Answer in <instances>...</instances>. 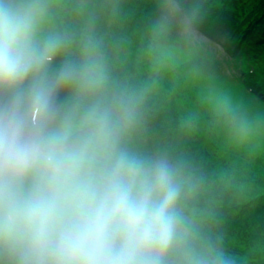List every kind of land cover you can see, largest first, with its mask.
<instances>
[{
    "label": "clouds",
    "instance_id": "9594fccd",
    "mask_svg": "<svg viewBox=\"0 0 264 264\" xmlns=\"http://www.w3.org/2000/svg\"><path fill=\"white\" fill-rule=\"evenodd\" d=\"M46 16L0 0V264H175L181 180L130 147L134 104L90 56L53 70Z\"/></svg>",
    "mask_w": 264,
    "mask_h": 264
},
{
    "label": "rangeland",
    "instance_id": "374dc122",
    "mask_svg": "<svg viewBox=\"0 0 264 264\" xmlns=\"http://www.w3.org/2000/svg\"><path fill=\"white\" fill-rule=\"evenodd\" d=\"M60 2L61 0H42L47 13L45 28L48 33L58 29ZM157 2L163 13L166 11L170 18L168 21L163 16L162 20L166 22L159 25L154 40L162 66L167 72H173L178 79L175 111L169 104L158 101L153 109L143 113L134 104L136 118L131 128L134 136L129 139H132L131 148L146 158L165 160L173 167L182 182L178 205L181 210L197 211L199 203L195 201L198 199V190L202 192L204 189L211 195H230L232 198L241 197L240 200H246L253 192H262L259 183L264 181V104L246 91L242 82L236 78L234 71L242 64L246 66L243 59L228 57L221 46L196 32L187 13L174 0ZM114 6L115 0H91L86 5L87 19L91 21L92 27H103L100 39L108 50L117 53L122 51V47L114 44L117 38L108 31L107 25L110 22L105 18V15L118 10L113 9ZM144 20L143 17L132 14V27L139 30L140 38L143 37L140 24ZM133 75L134 82L140 86L141 74ZM249 77L255 78L253 74ZM111 81L114 85L118 82L116 78ZM158 88V85L154 86L152 93H157ZM66 94L65 92L62 100ZM132 98L137 99L135 95ZM181 109L185 110L189 121H185L177 111ZM161 118L166 123L165 126L160 123ZM186 127L189 129L185 130ZM189 139L192 145L195 139L200 140L199 146L207 152L208 157L217 162L215 167L203 170V184L196 182L199 167L192 166V161L198 158ZM242 211L244 210H235L231 224L237 221L244 223L241 218H246L249 214L244 215ZM245 211L249 212L248 209ZM182 218L183 224L190 221L189 217L187 220ZM194 221L198 224L200 222L198 218H194ZM190 226L183 225L186 237L181 251L175 256L179 259L178 264L185 260V256L195 258L199 264H217L214 255L230 256L234 254V247L239 244L228 233L217 236V227L212 230L203 226ZM252 232L253 235L247 238L250 246L245 247V251L251 250L263 256L264 232L258 233L254 228ZM253 237L255 238L250 242ZM186 248L192 252L187 253ZM239 257H245L243 251Z\"/></svg>",
    "mask_w": 264,
    "mask_h": 264
},
{
    "label": "trees",
    "instance_id": "16d2710c",
    "mask_svg": "<svg viewBox=\"0 0 264 264\" xmlns=\"http://www.w3.org/2000/svg\"><path fill=\"white\" fill-rule=\"evenodd\" d=\"M90 1L61 0L58 7V29L56 32L55 30L49 32L62 40L61 53L56 57L53 70H57L62 63L77 64L84 59L85 55H88L98 65L106 95L129 99L139 106L143 113L153 109L158 101L169 104L175 111L178 79L173 72H167L162 66L156 40H154L159 25L166 22L162 20L163 16L169 21V14L166 11L163 13L157 0H115L113 9L118 10L111 12V15H105L111 23L107 25L108 31L117 38L114 44L122 47L121 52L114 53L108 50L104 41L100 39L103 27L95 29L91 21L87 19L86 5ZM175 1L181 4L196 32L204 34L211 41L223 47L230 58L244 60L246 66L242 64L236 69V77L240 78L250 91L259 95L264 101V0ZM132 14L145 19L143 24H140L143 28L141 38L138 34L139 30L132 27ZM132 73L141 74L140 86L134 82ZM251 74L255 76L254 79H250ZM112 78L118 80L116 85L111 81ZM156 84L159 86L158 92L152 93L151 89L157 86ZM64 94L65 92L61 93V100ZM133 95L137 99L132 98ZM177 111L185 121H189L185 110ZM160 123L163 126L166 124L163 118ZM188 129V127L185 128V130ZM132 134L133 131H130L129 139L134 136ZM138 139L141 141V137ZM131 140H129L130 147ZM199 141L195 139L192 145L189 139L195 156L199 160L192 161V166L198 165L199 167L198 176L195 177L198 179L196 182L203 184L205 183L203 170L207 167H215L217 162L208 157L207 152L199 146ZM259 184L262 186V192L255 191L251 196H247L246 200H240L241 197L232 198L230 195L224 197L214 195V193L211 195L206 193V189L202 192L198 190V199L195 201L199 203L197 211L179 209L185 220L190 218V221L183 225L187 227L192 225L196 228L203 226L212 230L217 227L219 230L216 232L217 236L228 233L229 237L239 241L232 252L234 254L214 255L217 258V264L264 263V255L261 256L251 250L245 251V247L250 246L247 238L253 235L252 228L258 233L264 232V181L262 180ZM247 209L249 212L245 211ZM235 210H244L242 211L244 215L249 214L246 218H241L244 223L238 221L235 224L230 223ZM194 218L200 220L199 224L194 221ZM186 250L187 253L192 252L187 248ZM241 251L245 254L244 258L239 257ZM245 259L248 261L246 262ZM174 260L175 264H178L179 259L174 258ZM181 264H185V260H182Z\"/></svg>",
    "mask_w": 264,
    "mask_h": 264
}]
</instances>
